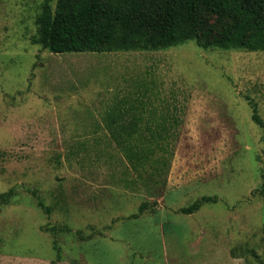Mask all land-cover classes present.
Returning a JSON list of instances; mask_svg holds the SVG:
<instances>
[{
  "label": "rangeland",
  "instance_id": "rangeland-1",
  "mask_svg": "<svg viewBox=\"0 0 264 264\" xmlns=\"http://www.w3.org/2000/svg\"><path fill=\"white\" fill-rule=\"evenodd\" d=\"M42 3L0 0V264H257L264 52L53 54L33 41ZM201 197L217 202L178 212Z\"/></svg>",
  "mask_w": 264,
  "mask_h": 264
},
{
  "label": "trees",
  "instance_id": "trees-1",
  "mask_svg": "<svg viewBox=\"0 0 264 264\" xmlns=\"http://www.w3.org/2000/svg\"><path fill=\"white\" fill-rule=\"evenodd\" d=\"M51 2L43 0L33 41L53 54L155 52L189 41L203 50L264 52V0H56L54 8ZM204 15L214 16L216 23L205 22ZM251 105L252 120L264 132V122L257 115L255 104ZM116 120L106 123L113 135L131 129L132 122ZM258 193L264 198V185ZM15 197L12 189L0 194V205L9 204ZM215 202L216 197H201L178 212L191 215L202 205ZM37 205L50 212L39 199ZM149 208L147 202L141 203L138 213L130 219H137L146 210L154 212ZM92 230L103 236L101 230ZM50 231L55 234L58 229ZM76 234L80 240L91 238L83 237L81 231ZM236 250L233 249V256ZM257 264H264V256L257 259Z\"/></svg>",
  "mask_w": 264,
  "mask_h": 264
}]
</instances>
